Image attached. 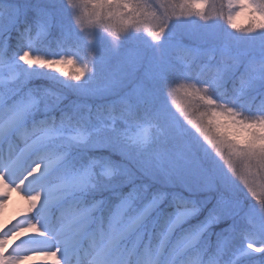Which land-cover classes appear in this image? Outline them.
<instances>
[{"label": "snow or ice", "instance_id": "6c2138e0", "mask_svg": "<svg viewBox=\"0 0 264 264\" xmlns=\"http://www.w3.org/2000/svg\"><path fill=\"white\" fill-rule=\"evenodd\" d=\"M13 192L0 264H264V0H0Z\"/></svg>", "mask_w": 264, "mask_h": 264}, {"label": "rangeland", "instance_id": "374dc122", "mask_svg": "<svg viewBox=\"0 0 264 264\" xmlns=\"http://www.w3.org/2000/svg\"><path fill=\"white\" fill-rule=\"evenodd\" d=\"M24 208V201L19 195L15 192L10 194V197L3 207L0 210V226L8 224L10 221L14 222L15 218L22 212ZM45 258L36 256L31 259L25 260L24 264H44Z\"/></svg>", "mask_w": 264, "mask_h": 264}, {"label": "trees", "instance_id": "16d2710c", "mask_svg": "<svg viewBox=\"0 0 264 264\" xmlns=\"http://www.w3.org/2000/svg\"><path fill=\"white\" fill-rule=\"evenodd\" d=\"M239 23H240L241 25H243V24L245 23V20H244L243 18H241V20L239 21Z\"/></svg>", "mask_w": 264, "mask_h": 264}, {"label": "bare ground", "instance_id": "6f19581e", "mask_svg": "<svg viewBox=\"0 0 264 264\" xmlns=\"http://www.w3.org/2000/svg\"><path fill=\"white\" fill-rule=\"evenodd\" d=\"M35 264H36V262H35ZM38 264V263H37Z\"/></svg>", "mask_w": 264, "mask_h": 264}]
</instances>
